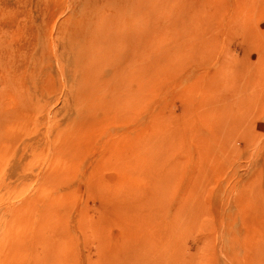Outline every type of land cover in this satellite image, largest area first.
I'll list each match as a JSON object with an SVG mask.
<instances>
[{
    "label": "rangeland",
    "instance_id": "374dc122",
    "mask_svg": "<svg viewBox=\"0 0 264 264\" xmlns=\"http://www.w3.org/2000/svg\"><path fill=\"white\" fill-rule=\"evenodd\" d=\"M123 1L0 0V264H264V0Z\"/></svg>",
    "mask_w": 264,
    "mask_h": 264
},
{
    "label": "bare ground",
    "instance_id": "6f19581e",
    "mask_svg": "<svg viewBox=\"0 0 264 264\" xmlns=\"http://www.w3.org/2000/svg\"><path fill=\"white\" fill-rule=\"evenodd\" d=\"M129 1H130V0H129ZM133 1H134V0H132V2L130 1V3H132V5H130V3H129V5H128V7H129V6H132V8L129 7V8H130V9H129L128 7H125L127 10H128V9H129V10H134V9L136 10V7H137V6H138L140 9H142V8H141L142 5H143V4H142V3H143L142 0H141V1L139 0L140 2H138L137 0H135V1L138 2V3H136V4H134L135 2L133 3ZM108 2H109V1H108ZM114 2H115V1H114ZM118 2H119V1H118ZM123 2H125V0H124ZM144 2H145V0H144ZM146 2H147V1H146ZM139 3H140V5H141V7L139 6ZM127 4H128V2H127ZM133 4H134V5H133ZM135 5H136V6H135ZM133 6H134V7H133ZM120 8H122V7H120ZM120 8H119V7H118V8L116 7V9H118V10H119ZM133 8H134V9H133ZM143 8H144V7H143ZM140 9H139V10H140ZM145 9H146V7H145ZM147 9H148V8H147ZM120 10H121V9H120ZM120 10H119V11H120ZM122 10H123V8H122ZM122 10H121L120 12H122ZM135 10H134V11H135ZM114 11H115V10H114ZM136 11H138V10H136ZM115 12H117V11H115ZM120 12H119V13H120ZM126 12H127V11H126ZM122 13H123V12H122ZM127 13H128V12H127ZM131 13H132V15L134 14L133 11H131ZM142 13H144L143 10H142ZM142 13H141V15H142ZM115 14H116V13H115ZM115 14L113 13V14L110 15V16H113V15H115ZM120 14H121V13H120ZM120 14H119V15H120ZM123 14H124V13H123ZM129 14H130V13H129ZM116 15H117V17L119 16L118 14H116ZM116 15H115V16H116ZM121 16L123 17V15H120V18H121ZM125 16H127V15H125ZM142 16L144 17V15H142ZM117 17H115L114 20H115ZM143 17H142V18H143ZM124 18H125V17H124ZM144 18H145V17H144ZM110 20H111V19H110ZM118 20L120 21L119 23L117 22ZM117 21H116L115 23L112 21V23H111V22L108 20V25H109V22H110L111 24H116V23H118L117 26H118V25L121 26V24H124V25L126 24V23H125L126 20L123 19V18H122V21H121V19H119V17H118ZM126 22H127V21H126ZM145 23H146V20H145ZM106 24H107V22L105 23V25H104L103 27H106ZM111 24H110V25H111ZM99 25H100V24H99ZM108 25H107V27L109 28L110 25H109V26H108ZM126 25H129V24H126ZM126 25H125V26H126ZM101 26H102V25H101ZM117 26H115V27H117ZM97 28H98V27H97ZM117 28L119 29V26H118ZM102 29H103V28H101V30H102ZM104 29H105V28H104ZM104 29H103V31H104ZM111 29H113L114 31H111ZM111 29H109V30H110V33H111V32H114V34H115V32H116L115 29H116V28H114V27L112 28V26H111ZM106 30H107V29H106ZM103 31H102V32H103ZM107 31H108V30H107ZM120 31H121V30H120ZM99 32H100V31H99ZM105 33H106V31H105ZM105 33H104V34H105ZM110 33H109V34H110ZM118 33H119V32H117V34H116L117 36L115 35V36H116V39H117L118 37L120 38V37L122 36V35H121V36H118V35H119ZM88 34H89V33H88ZM109 34L107 33L108 36L106 35L108 38H109ZM111 34H112V33H111ZM96 36H97V34H96ZM100 36H101V35H100ZM103 36H104V35H103ZM112 36H113V35H112ZM112 36H111V39H112ZM97 37H98V36H97ZM123 37H124V35H123ZM123 37H122V39H119V42H121L120 40H122L123 43L126 42L125 40H124L125 42L123 41ZM124 38H125V37H124ZM111 39H110V42H111ZM114 39H115V37L112 39V40H113L112 42H115ZM91 40H92V39H91ZM103 40H104V39H103ZM106 40H108V39H106ZM95 41H96V40H95ZM108 41H109V40H108ZM86 42H87V41H86ZM98 42H99V41H98ZM102 42H103V41H102ZM104 42H105V41H104ZM110 42H109V43H110ZM119 42H118V43H119ZM122 42H121V44H122ZM94 44H95V43H94ZM114 44H115V43H114ZM146 44H147V43H146ZM111 45H112V44H111ZM118 45H120V43H119ZM122 45L124 46V45H126V43H125V44H122ZM96 46H97V45H96ZM109 46H110V45H109ZM114 46H115V45H114ZM111 47H112V49H113V45H112ZM94 48H96V47L93 46V49H94ZM103 48H104V47H103ZM121 48H122V47H121ZM123 49H124V48H123ZM99 50H100V49H99ZM99 50H98L97 52H99ZM102 50H103V49H102ZM102 50H101V52H103ZM92 51H93V50H92ZM111 51H112V50H111ZM111 51H110V52H111ZM88 52H90V50H89ZM94 52H96V51H94ZM105 52H106V50L104 51V53H105ZM104 53H103V54H104ZM112 53H113V52H112ZM122 53H123V52H122ZM91 54L94 55L95 58L98 57L97 55H95V53H94V54L91 53ZM105 54H106V53H105ZM87 55H89V54H87ZM87 55H86V57H87ZM99 55H100V53H99ZM112 55H113V54H112ZM117 55H119V54H117ZM117 55H116V56H117ZM94 56H93V57H94ZM102 56H104V55H102ZM120 56H123V54L120 55ZM104 57H105V56H104ZM113 57H114V55L112 56V58H113ZM128 57H129V55H128ZM128 57H126V58H128ZM91 58H92V56H91ZM112 58H111V59H112ZM126 58H125V59H126ZM92 59H93V58H92ZM92 59H90V60H92ZM100 59H101V58H100ZM100 59H99V60L97 59V61H100ZM117 59H118V57H117ZM125 59H123V60H125ZM115 60H116V59H115ZM121 60H122V59H121ZM126 60H127V62H129V59H126ZM126 60H125L124 62H126ZM93 61H94V59H93ZM131 61H132V59H131ZM86 62H87V61H86ZM122 62H123V61H122ZM124 62H123V63H124ZM127 62H126V63H127ZM87 63H88V62H87ZM108 63H109V62H108ZM110 63H111V60H110ZM129 63H131V62H129ZM117 64H118V63H117ZM124 64H125V63H124ZM80 65H81V64H80ZM111 65H112V64H111ZM129 65H130V64H129ZM129 65L127 64V66H129ZM118 66H119V65H117L116 70H119V69L121 68V65H120V67H118ZM85 67H86V65H85ZM132 67H133V66H132ZM118 68H119V69H118ZM121 70L123 71V68H122ZM82 71H83V70H82ZM84 71H85V69H84ZM91 71H92V70H91ZM125 71H126V70H125ZM87 72H88V71H87ZM119 72H120V71H119ZM119 72H118V73H119ZM126 72H127V71H126ZM130 73H131V70H130ZM86 74H87V73H86ZM113 74H114V73H113ZM128 74H129V73H128ZM123 75H124V76H122V77H124V79H125L127 76L125 77V74H123ZM126 75H127V74H126ZM82 76H83V75H82ZM85 77H86V75H85ZM118 78H119V77H118ZM120 78H121V76H120ZM84 79H85V78H84ZM124 79L122 78V80H124ZM86 80H87V79H86ZM122 80H120V81H122ZM120 81H119V82H120ZM126 81H127V80H126ZM128 81H129V80H128ZM123 82H125V80H124ZM126 83H127V82H126ZM128 83H129V82H128ZM109 86H110V85H109ZM121 87H122V86H121ZM125 89H126V88H125ZM127 89H128V87H127ZM127 95H128V94H127ZM117 97H118V94L116 95V99H117ZM121 99H122V98H121ZM115 101H116V100H115ZM117 102H119V101H117ZM122 105H123V104H122Z\"/></svg>",
    "mask_w": 264,
    "mask_h": 264
}]
</instances>
